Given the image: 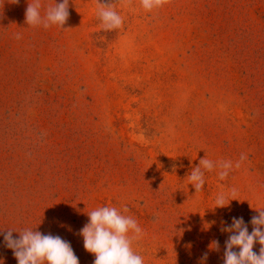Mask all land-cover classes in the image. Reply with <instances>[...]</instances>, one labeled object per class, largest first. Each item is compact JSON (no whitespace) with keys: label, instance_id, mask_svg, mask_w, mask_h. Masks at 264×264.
<instances>
[{"label":"rangeland","instance_id":"rangeland-1","mask_svg":"<svg viewBox=\"0 0 264 264\" xmlns=\"http://www.w3.org/2000/svg\"><path fill=\"white\" fill-rule=\"evenodd\" d=\"M31 2L0 0V233L58 235L93 264L79 233L110 206L142 229L144 264H223L224 222L251 233L264 208V0H117L110 32L105 0H69L64 29L28 26ZM205 157L233 168L205 171L196 193L187 176ZM231 188L238 200L214 208ZM0 264H18L3 234Z\"/></svg>","mask_w":264,"mask_h":264},{"label":"clouds","instance_id":"clouds-1","mask_svg":"<svg viewBox=\"0 0 264 264\" xmlns=\"http://www.w3.org/2000/svg\"><path fill=\"white\" fill-rule=\"evenodd\" d=\"M116 2L117 0H105L104 3H98L96 15L101 21V29L105 32L123 27L124 19L116 10ZM118 2L123 6L129 0ZM169 2L170 0H139L145 12L161 9ZM69 15V0H61L46 8L41 0H32L26 8L25 23L30 27L42 25L47 29L55 25L64 29ZM15 38L20 39V34H16ZM245 159L247 157L241 154L235 167L239 168ZM214 168L220 169L218 176L223 181L232 170L233 164L231 161L214 163L206 157L201 159L199 165L187 176L196 193L204 188L205 171L210 172ZM232 200H238L236 188L227 192L221 191L215 197L214 208H226ZM255 210L258 215L251 218V233L243 217H232L230 225L224 222L221 227V232L230 234L225 241L223 264H264V208ZM123 211H129L128 207L124 206ZM87 215L89 222L80 230L79 235L83 237L84 249L95 257L93 264H144L142 255L132 247L133 242L139 241L143 236V231L135 219L110 206L98 207ZM13 231L15 230L0 234H3L5 247L12 250L18 264H80L71 244L58 235L42 234L40 231L26 228L18 231L19 238L14 239ZM256 243L261 246L258 254L253 251ZM212 245L213 249L219 251V241H214ZM207 255L205 252L202 260H206Z\"/></svg>","mask_w":264,"mask_h":264}]
</instances>
